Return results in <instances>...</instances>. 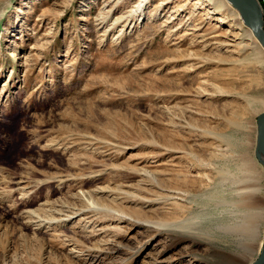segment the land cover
Segmentation results:
<instances>
[{"label":"rangeland","instance_id":"obj_1","mask_svg":"<svg viewBox=\"0 0 264 264\" xmlns=\"http://www.w3.org/2000/svg\"><path fill=\"white\" fill-rule=\"evenodd\" d=\"M139 1L0 0V264L259 254L264 50L212 0H146L110 27ZM245 185L253 230L227 231Z\"/></svg>","mask_w":264,"mask_h":264},{"label":"bare ground","instance_id":"obj_2","mask_svg":"<svg viewBox=\"0 0 264 264\" xmlns=\"http://www.w3.org/2000/svg\"><path fill=\"white\" fill-rule=\"evenodd\" d=\"M214 3H216V4H218L219 6H220V8L221 9H223V10H225L226 11V14H228V15H230L231 17V19H234L240 26H242V23H244V21L242 20V18L240 17V15H239V12L235 9V8H233V6L231 5V3L230 2H228L227 0H212ZM144 2H146V0H141V2L139 1V2H137L135 5H134V7L133 8H131L129 11H128V13L127 12H125V13H127L126 15H122V13L120 14V15H118V16H116L115 18H114V20L111 22V25H110V27H112L114 24H117L119 21H121L122 19H124L125 20V22L127 23L129 20H130V17L132 16V14H134V11H136L137 9H139V8H141L142 7V5H143V3ZM259 2V1H258ZM260 3V2H259ZM160 4V3H159ZM261 5V4H260ZM219 8V9H220ZM262 11H263V8H262ZM124 13V14H125ZM140 16V15H139ZM263 17H264V15H263ZM140 18V17H139ZM233 21V20H232ZM102 24H103V22H102V20L100 21ZM238 25V26H239ZM244 25L245 26H247L245 23H244ZM115 26V25H114ZM239 26V27H240ZM109 30H111V29H105L104 31H103V34L104 33H106V32H108ZM241 34H240V36L241 37H243L244 39L245 38H247V39H250V38H253L254 37V35H253V33H252V31H251V29L247 26V28H245V27H242L241 28ZM102 34V35H103ZM118 35V34H117ZM262 47V46H261ZM262 51V50H261ZM262 53H264L263 51H262ZM264 105V104H263ZM264 108V107H263ZM262 112H264V111H262ZM261 112V113H262ZM261 113H259V114H261ZM258 114V115H259ZM257 115V116H258ZM256 136H257V117H256ZM255 145H256V143H255ZM255 156H256V158L258 159V161L260 162V163H262L263 164V166H264V156L262 155V154H260V153H256L255 152ZM254 164V163H253ZM242 165V164H241ZM243 165H244V163H243ZM248 165L246 164V167H247ZM241 170V169H240ZM243 172H246L247 173V171H245V169L243 170ZM242 172V173H243ZM250 172V171H249ZM251 173V172H250ZM249 173V174H250ZM249 174H247V175H249ZM242 175V174H241ZM224 178H226V177H224ZM236 178V177H235ZM238 178H239V176H238ZM237 178V179H238ZM251 178V177H250ZM244 179H247L248 180V177L247 178H244ZM224 180V179H223ZM222 180V181H223ZM234 180V179H233ZM236 180V179H235ZM240 181V180H239ZM246 181V180H245ZM249 182V181H248ZM237 183V182H236ZM237 185H239V184H237ZM241 185V184H240ZM248 185V184H247ZM247 185H245V186H240V188H238V189H236L235 191H236V193H237V199H236V201H235V203H236V205L238 206V207H242V208H244V211H243V209H242V216H241V221L240 222H238V223H236L235 225H231V226H229L228 225V227L227 226H223V228L225 229V230H230V229H233V232H234V229H236V230H243V231H246V230H253L252 228V221L251 220H253L254 219V217H255V211H254V206L250 203V194H252V192H254L255 190L257 191L258 189H256V188H254V187H251V186H247ZM112 189H105V188H98V189H96V191L95 192H105V193H107L108 195H110V194H112ZM255 191V192H256ZM232 201V200H231ZM226 202V201H225ZM252 202V201H251ZM233 203V202H232ZM222 204V203H221ZM233 205V204H232ZM73 212V211H72ZM83 212V211H82ZM74 213V212H73ZM72 214V213H71ZM75 214H77V213H75ZM79 214V213H78ZM73 215V214H72ZM72 215H68V217H72ZM122 219V218H121ZM35 221V220H34ZM135 222V221H134ZM38 225V224H37ZM257 230V229H256ZM240 233V232H239ZM244 233V232H243ZM246 233V232H245ZM97 234V233H96ZM93 235V234H92ZM263 235H264V233H263ZM263 242V241H262ZM105 244L107 245L106 247L108 248H112V250L113 251H118V249L119 248H115V246H113L112 245V247L110 246V242H108V241H105ZM106 248V249H107ZM258 256V255H257ZM256 256V257H257ZM256 257H255V259H256ZM254 259V260H255ZM253 260V261H254ZM253 261L251 262V264L253 263Z\"/></svg>","mask_w":264,"mask_h":264},{"label":"water","instance_id":"obj_3","mask_svg":"<svg viewBox=\"0 0 264 264\" xmlns=\"http://www.w3.org/2000/svg\"><path fill=\"white\" fill-rule=\"evenodd\" d=\"M239 12L244 23L264 50V17L258 0H227ZM255 152L264 156V112L257 116ZM252 264H264V235L258 256Z\"/></svg>","mask_w":264,"mask_h":264},{"label":"built area","instance_id":"obj_4","mask_svg":"<svg viewBox=\"0 0 264 264\" xmlns=\"http://www.w3.org/2000/svg\"><path fill=\"white\" fill-rule=\"evenodd\" d=\"M259 1V0H258ZM260 2V1H259ZM263 3H264V1H263ZM260 4H261V2H260ZM261 6H262V4H261ZM263 12H264V10H263Z\"/></svg>","mask_w":264,"mask_h":264}]
</instances>
